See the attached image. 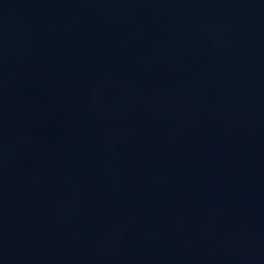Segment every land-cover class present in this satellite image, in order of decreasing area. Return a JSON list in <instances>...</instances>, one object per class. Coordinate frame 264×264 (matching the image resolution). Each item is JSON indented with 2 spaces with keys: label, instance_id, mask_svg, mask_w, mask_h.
<instances>
[{
  "label": "water",
  "instance_id": "obj_1",
  "mask_svg": "<svg viewBox=\"0 0 264 264\" xmlns=\"http://www.w3.org/2000/svg\"><path fill=\"white\" fill-rule=\"evenodd\" d=\"M0 264H264V0H0Z\"/></svg>",
  "mask_w": 264,
  "mask_h": 264
}]
</instances>
